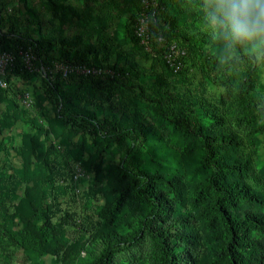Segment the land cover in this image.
I'll list each match as a JSON object with an SVG mask.
<instances>
[{
    "label": "rangeland",
    "instance_id": "obj_1",
    "mask_svg": "<svg viewBox=\"0 0 264 264\" xmlns=\"http://www.w3.org/2000/svg\"><path fill=\"white\" fill-rule=\"evenodd\" d=\"M141 1H0L2 11L6 6L14 12L5 30L45 42L49 53L64 59L56 61L127 70L124 76L115 72L100 77L51 73L64 91L69 119L58 116L39 77L24 80L12 75L8 88H0V264H92L107 234L128 233L144 211L128 196L113 225L104 218L127 181L122 173L127 158L156 175H174L159 181L158 188L186 214L190 222L186 229L197 236V264H212L206 251L212 253L224 232L211 210L214 194L203 187L208 175L201 163L203 148L198 138L187 136L175 124L184 117L211 137L224 139L217 148L220 158L243 162L240 173L227 181L245 185L262 197L263 205L241 201L238 209L264 215V112L255 118L242 113L237 94L245 65L226 68L228 60L242 52L240 47L245 52L251 48L233 45L213 32L204 0H158V20L166 29L176 26L193 45L210 54L214 49L223 53V63L212 77L227 76L228 82L207 78L195 51L182 71L171 72L156 46L132 39ZM257 58L261 78L251 95L264 103V53H257ZM84 116L101 124L109 120L117 134L111 138L105 131L97 134ZM132 126L142 129L134 154L128 152L133 138L120 133ZM42 200L54 239L39 254L12 244L8 234L24 235L39 227L37 208ZM251 236L264 245L261 231L254 230ZM115 261L155 264L154 246L146 239L123 249Z\"/></svg>",
    "mask_w": 264,
    "mask_h": 264
},
{
    "label": "trees",
    "instance_id": "obj_2",
    "mask_svg": "<svg viewBox=\"0 0 264 264\" xmlns=\"http://www.w3.org/2000/svg\"><path fill=\"white\" fill-rule=\"evenodd\" d=\"M2 8H0L2 14L0 49L11 52L15 56V62L10 68L8 80L10 81V76L12 75L24 80H31L36 77L41 78L45 91L51 98L58 116L69 119V114L66 113L68 107L67 99L61 85L58 82H54L50 74L43 76L39 73L27 71L23 67L20 50L32 47L38 55L40 63L45 66H51L54 61H64V59L56 58L49 53L47 44L43 41L34 40L30 35L16 32L15 30H5L4 26L7 18L14 12L9 14L6 6H4L5 11H2ZM141 9L142 1L139 13H137L133 23L132 39L138 43L140 40L135 34V24ZM162 23L163 20L160 19L152 23L154 32L164 35L169 40H175L187 48L188 55L185 58V66L190 60L192 51H195L199 61L202 62V68L207 78L219 84L228 82L227 76L222 79H214L212 77V71L219 69L223 63V53H218V50L214 49V53L210 54L201 45H193L190 39L182 36L176 30V26L166 29L165 24L163 25ZM240 49L243 53L240 51L241 53L229 59L226 68L245 65L237 101L245 116L255 118L258 113L264 112L263 101H256L251 95L253 89L260 81L261 68L258 63L257 52L252 49L245 52L244 46L240 47ZM73 62L85 63L83 61ZM86 64L97 67L105 66L91 62ZM112 69L117 72L118 76L127 74V70L124 68L114 66ZM168 69L173 72L169 67ZM171 99L175 100L174 97ZM181 108L184 109L185 107L182 105ZM84 118L88 120L97 134L105 131L108 134L105 136L110 138L117 134L109 120H105L101 124L91 117L84 116ZM175 124L187 136L198 138L203 148L201 163L208 170L203 187H206L214 194L211 210L214 217L220 221L224 232L222 242L217 243L213 247L212 253L210 250L206 251V255L209 258L208 262L212 264H264V245L260 246L261 243L254 240L251 236L254 230L261 231L264 234V215H258L250 210L238 209V203L241 201L262 204L263 199L245 185L227 181L228 176L241 171L243 162H226L220 158L217 148L224 143V139L211 137L200 125L193 123L189 118L176 119ZM141 132L142 129L138 126H132L120 131L123 137L133 138V144L128 149V152L132 154L137 152L136 143L140 138ZM227 141H232V137H228ZM122 173L127 181L123 188L119 190V194L113 201L111 208L105 210L104 218L106 223L113 225L115 220L119 218L121 207L128 196H132L143 205L144 211L128 233L114 231L107 234L104 247L92 264H118L115 261V257L119 252L123 249H133L146 239H149L154 246L155 264H197L195 244L197 236H194L188 228L186 229V225L190 224L186 214L176 209L171 203V199L168 198V194L166 195L158 188L159 181H169L174 175H156L144 164L139 165L131 158H127L126 166L123 167ZM37 209L38 218L41 222L39 227H35L31 232L28 231L24 235L9 233L8 236L12 244L26 250H37L39 254H44L54 239L52 233L54 227L47 214L44 200H42ZM128 264H132V262Z\"/></svg>",
    "mask_w": 264,
    "mask_h": 264
},
{
    "label": "built area",
    "instance_id": "obj_3",
    "mask_svg": "<svg viewBox=\"0 0 264 264\" xmlns=\"http://www.w3.org/2000/svg\"><path fill=\"white\" fill-rule=\"evenodd\" d=\"M9 14L13 8H8ZM160 14L158 0H142V9L135 24V34L143 45L156 46L166 65L173 72H180L185 66V58L188 55L187 48L175 40H169L164 35L154 32L152 23L158 19ZM2 14L0 12V22ZM2 32L0 26V33ZM23 67L32 73H39L43 76L51 74L54 71L60 72L64 76L71 74L83 76H103L115 72L104 67L89 66L81 63H60L54 61L53 65L45 66L40 63L38 55L32 47L20 50ZM15 62V56L8 51L0 49V87L7 89L9 86V71Z\"/></svg>",
    "mask_w": 264,
    "mask_h": 264
},
{
    "label": "clouds",
    "instance_id": "obj_4",
    "mask_svg": "<svg viewBox=\"0 0 264 264\" xmlns=\"http://www.w3.org/2000/svg\"><path fill=\"white\" fill-rule=\"evenodd\" d=\"M203 7L214 33L264 53V0H204Z\"/></svg>",
    "mask_w": 264,
    "mask_h": 264
},
{
    "label": "crops",
    "instance_id": "obj_5",
    "mask_svg": "<svg viewBox=\"0 0 264 264\" xmlns=\"http://www.w3.org/2000/svg\"><path fill=\"white\" fill-rule=\"evenodd\" d=\"M1 1V0H0Z\"/></svg>",
    "mask_w": 264,
    "mask_h": 264
}]
</instances>
